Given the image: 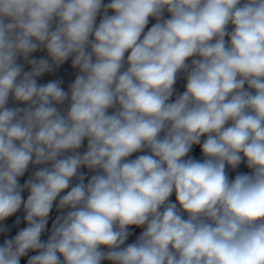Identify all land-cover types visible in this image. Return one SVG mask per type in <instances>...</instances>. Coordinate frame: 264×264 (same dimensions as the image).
Masks as SVG:
<instances>
[{"label": "clouds", "instance_id": "obj_1", "mask_svg": "<svg viewBox=\"0 0 264 264\" xmlns=\"http://www.w3.org/2000/svg\"><path fill=\"white\" fill-rule=\"evenodd\" d=\"M0 264H264V0H0Z\"/></svg>", "mask_w": 264, "mask_h": 264}]
</instances>
